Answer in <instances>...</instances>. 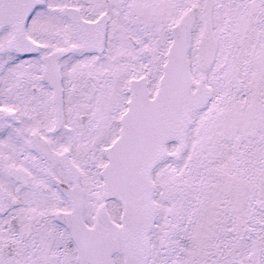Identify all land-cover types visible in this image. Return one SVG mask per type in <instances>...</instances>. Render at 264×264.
Segmentation results:
<instances>
[{
  "label": "snow or ice",
  "instance_id": "obj_1",
  "mask_svg": "<svg viewBox=\"0 0 264 264\" xmlns=\"http://www.w3.org/2000/svg\"><path fill=\"white\" fill-rule=\"evenodd\" d=\"M0 264H264V0H0Z\"/></svg>",
  "mask_w": 264,
  "mask_h": 264
}]
</instances>
